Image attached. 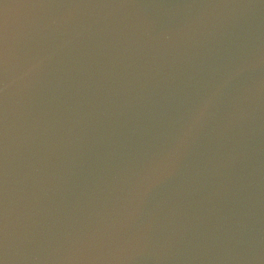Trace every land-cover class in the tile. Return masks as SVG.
I'll return each instance as SVG.
<instances>
[{"label": "water", "instance_id": "obj_1", "mask_svg": "<svg viewBox=\"0 0 264 264\" xmlns=\"http://www.w3.org/2000/svg\"><path fill=\"white\" fill-rule=\"evenodd\" d=\"M0 264H264V0H0Z\"/></svg>", "mask_w": 264, "mask_h": 264}]
</instances>
